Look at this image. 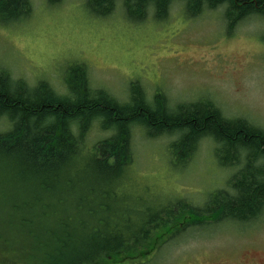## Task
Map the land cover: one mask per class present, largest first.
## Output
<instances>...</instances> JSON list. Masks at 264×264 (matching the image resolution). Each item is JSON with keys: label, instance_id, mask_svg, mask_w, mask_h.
I'll use <instances>...</instances> for the list:
<instances>
[{"label": "trees", "instance_id": "16d2710c", "mask_svg": "<svg viewBox=\"0 0 264 264\" xmlns=\"http://www.w3.org/2000/svg\"><path fill=\"white\" fill-rule=\"evenodd\" d=\"M175 1L185 2L189 18L226 5L228 32L243 19L264 18V0H86L92 16L107 18L121 5L131 24L146 21L149 10L165 21ZM55 6L61 0H47ZM32 0H0V24L32 13ZM264 39V37H263ZM65 94L40 81L31 88L0 72V257L10 264H140L167 241L158 232L200 225L204 220L256 221L264 210V131L243 119L230 120L210 101L178 106L171 112L164 94L148 102L139 83L120 103L90 84L86 65L70 64ZM112 131L86 151L91 128ZM148 138L180 134L169 146L177 167L188 165L199 142H216L223 168L242 167L227 190L210 195L203 208L179 202L140 224L108 219L110 203L133 164L132 129ZM170 231V230H169ZM170 233V232H169ZM163 235V234H162ZM1 263V261H0Z\"/></svg>", "mask_w": 264, "mask_h": 264}, {"label": "rangeland", "instance_id": "374dc122", "mask_svg": "<svg viewBox=\"0 0 264 264\" xmlns=\"http://www.w3.org/2000/svg\"><path fill=\"white\" fill-rule=\"evenodd\" d=\"M85 1L61 0L52 6L32 0L29 17L0 24V72L31 88L47 81L65 94L66 68L84 64L90 87L120 103L130 100L131 84L137 82L148 102L157 92L164 94L171 112L210 101L225 118L243 119L264 131V18L243 19L229 33L226 5L189 18L185 2L175 1L165 21H156L149 10L145 22L131 24L121 5L99 19ZM8 129L0 118V133ZM112 133L94 125L86 151ZM131 133L132 174L104 214L122 224L139 225L143 215L174 209L179 202L203 208L213 192L229 189L231 176L242 167L219 166L211 139L199 142L188 165L177 167L169 146L180 134L151 139L139 127ZM261 213L248 224L209 219L158 232L167 242L140 264H264Z\"/></svg>", "mask_w": 264, "mask_h": 264}, {"label": "bare ground", "instance_id": "6f19581e", "mask_svg": "<svg viewBox=\"0 0 264 264\" xmlns=\"http://www.w3.org/2000/svg\"><path fill=\"white\" fill-rule=\"evenodd\" d=\"M262 215V214H261Z\"/></svg>", "mask_w": 264, "mask_h": 264}]
</instances>
